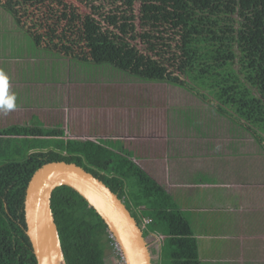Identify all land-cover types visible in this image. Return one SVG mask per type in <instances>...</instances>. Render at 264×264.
I'll return each mask as SVG.
<instances>
[{
	"label": "trees",
	"instance_id": "obj_1",
	"mask_svg": "<svg viewBox=\"0 0 264 264\" xmlns=\"http://www.w3.org/2000/svg\"><path fill=\"white\" fill-rule=\"evenodd\" d=\"M79 2L88 10L80 12L63 0L9 5L0 0L13 24L1 37V47L20 59L19 77L46 78L51 65L43 57H61L85 73L98 68L99 73L109 70L110 77L119 73L176 86L221 119L211 124L228 135L230 155L244 159L248 146L264 154V0ZM27 5L36 6V13ZM84 91L81 87L82 95ZM87 98L82 106L90 104ZM186 121L196 129L203 119ZM247 135L252 143L246 142ZM108 142L70 138L58 124L36 118L0 128V264H36L23 202L30 176L48 161L81 166L110 188L137 222L147 217L143 236H162L156 251L149 248L150 255L157 253L151 264H200L190 223L169 192L131 153ZM50 206L66 264H120L106 224L75 190L57 186ZM108 249L119 262L109 261Z\"/></svg>",
	"mask_w": 264,
	"mask_h": 264
},
{
	"label": "rangeland",
	"instance_id": "obj_2",
	"mask_svg": "<svg viewBox=\"0 0 264 264\" xmlns=\"http://www.w3.org/2000/svg\"><path fill=\"white\" fill-rule=\"evenodd\" d=\"M1 1L9 5L18 0ZM63 1L78 7L80 12L88 10L79 0ZM15 5L17 8L20 7V4ZM26 7H29V12L36 13V6L27 5ZM10 19L11 17L4 13L3 8H0V22L7 21L9 28L13 26ZM23 19L29 23L28 17ZM0 52L4 53L6 50H0ZM24 58L27 60L26 56ZM43 59L47 63L50 62L49 76L34 79L40 81L43 95L39 98L36 96V100L31 91L30 93L25 91L23 96L18 95L20 102L25 104L24 117L20 116L25 120H28L32 114H36L46 125L58 124L67 137L107 140L110 147L120 146L119 148L131 153L133 155L131 158H134L150 175L155 176L158 182L163 183L167 182V174L163 170L166 139H168L166 149L175 155L192 147L193 139L202 145L203 141L196 138L204 134L205 137H211V144L216 150L223 152L222 154H226V151L229 153L231 150L228 148V135L221 130L217 133L214 129V124L221 119H216L217 116L208 108L209 106L199 102L200 100L190 92L169 84L131 79L119 73H112L110 77L109 70L99 73L98 68L87 67L90 70L89 73H85L83 68L67 58L56 57L55 61L52 57H43ZM90 72L93 73L90 74ZM81 87L86 88L83 92L86 95L80 92ZM7 93L9 104L18 100L15 92L8 90ZM84 98L91 101L89 105L86 102L87 106H82L85 105L81 102ZM45 100H55V102L48 104ZM37 105L41 108H36ZM190 114L191 116H188ZM185 118H202L203 122L195 129L190 122L187 123ZM211 121L214 124H211ZM39 140L47 142L49 139ZM245 140L247 143L253 142L249 135L245 137ZM252 147L248 146L249 149H253ZM255 148L258 149L256 146ZM260 161L264 163V156L262 159L260 157ZM226 166H228L227 163ZM172 196L176 199L175 194ZM161 238L158 232L147 235L148 247L156 251ZM107 254L110 262H119L113 249H108ZM150 256L151 259L156 260L157 253ZM163 264L171 263L169 260H164Z\"/></svg>",
	"mask_w": 264,
	"mask_h": 264
},
{
	"label": "crops",
	"instance_id": "obj_3",
	"mask_svg": "<svg viewBox=\"0 0 264 264\" xmlns=\"http://www.w3.org/2000/svg\"><path fill=\"white\" fill-rule=\"evenodd\" d=\"M11 28L7 21L0 22V50H6L0 52V81L4 82L0 85V109L9 104L8 90L15 92L18 100L10 103L15 104L14 109L0 111V128L29 124L34 118L42 122L36 114L23 119L25 104L18 95L31 91L36 100L43 92L40 81H25L18 76L20 59L1 47V37ZM46 102L54 104L55 100ZM204 135L196 138L203 141L202 145L193 139L192 147L178 155L166 149V139L163 170L167 182L160 183L190 223L200 264H264V163L260 161L264 155L249 148L246 151L250 154L246 153L244 159L228 151L222 154L211 144V137Z\"/></svg>",
	"mask_w": 264,
	"mask_h": 264
},
{
	"label": "water",
	"instance_id": "obj_4",
	"mask_svg": "<svg viewBox=\"0 0 264 264\" xmlns=\"http://www.w3.org/2000/svg\"><path fill=\"white\" fill-rule=\"evenodd\" d=\"M61 185L75 190L102 218L124 264H151L146 237L123 201L88 170L65 161L43 163L27 182L25 233L36 264H66L50 206L52 191Z\"/></svg>",
	"mask_w": 264,
	"mask_h": 264
},
{
	"label": "built area",
	"instance_id": "obj_5",
	"mask_svg": "<svg viewBox=\"0 0 264 264\" xmlns=\"http://www.w3.org/2000/svg\"><path fill=\"white\" fill-rule=\"evenodd\" d=\"M149 222V219L147 217H142L140 222H139V227L143 230L144 228H146V224ZM110 234V233H109ZM150 234H153V233H150ZM149 235V234H148ZM111 236V234L109 235ZM112 237V236H111ZM113 239V238H112ZM113 245H114V248L115 250L120 254V251L118 249V246L117 244L115 243L114 239H113ZM121 256V254H120ZM120 264H124L123 263V259H122V256H121V261H120Z\"/></svg>",
	"mask_w": 264,
	"mask_h": 264
},
{
	"label": "clouds",
	"instance_id": "obj_6",
	"mask_svg": "<svg viewBox=\"0 0 264 264\" xmlns=\"http://www.w3.org/2000/svg\"><path fill=\"white\" fill-rule=\"evenodd\" d=\"M14 107H15V104L14 103H12V104H8L6 107H4V108H2V109H0V111H4L5 113L7 112V111H10V110H12V109H14ZM137 222V221H136ZM138 223V225H139V222H137ZM141 229V228H140ZM142 230V229H141ZM143 231V230H142Z\"/></svg>",
	"mask_w": 264,
	"mask_h": 264
},
{
	"label": "snow or ice",
	"instance_id": "obj_7",
	"mask_svg": "<svg viewBox=\"0 0 264 264\" xmlns=\"http://www.w3.org/2000/svg\"><path fill=\"white\" fill-rule=\"evenodd\" d=\"M3 83H4L3 81H0V85H3Z\"/></svg>",
	"mask_w": 264,
	"mask_h": 264
}]
</instances>
